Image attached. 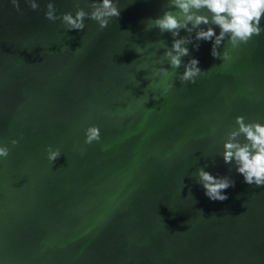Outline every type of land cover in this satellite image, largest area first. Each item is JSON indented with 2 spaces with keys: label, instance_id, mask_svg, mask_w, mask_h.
Instances as JSON below:
<instances>
[{
  "label": "water",
  "instance_id": "obj_1",
  "mask_svg": "<svg viewBox=\"0 0 264 264\" xmlns=\"http://www.w3.org/2000/svg\"><path fill=\"white\" fill-rule=\"evenodd\" d=\"M19 2L0 0V264H264V187L222 158L237 116L264 123V32L225 40L230 62L214 41L187 45L207 72L181 82V66L164 94L148 85L170 67L171 33L152 26L168 0H114L119 18L82 31L45 15L49 2L74 15L76 0ZM201 167L235 180L227 200L205 195Z\"/></svg>",
  "mask_w": 264,
  "mask_h": 264
},
{
  "label": "clouds",
  "instance_id": "obj_2",
  "mask_svg": "<svg viewBox=\"0 0 264 264\" xmlns=\"http://www.w3.org/2000/svg\"><path fill=\"white\" fill-rule=\"evenodd\" d=\"M27 2L31 9H38L36 0H27ZM80 2L81 0H76L77 10L74 15L68 12L60 16L56 15L54 4L49 2L46 18L53 22L62 20L69 31H82L86 27V19L96 21L101 29H105L113 17L121 16V10L114 0H91L89 4L91 11L80 7ZM11 3L18 12L21 11L19 0H11ZM262 20H264V0H168L167 10L161 16L152 19V26L161 34L171 33L173 38L171 47L164 46V58L167 59L170 67L158 68L157 74L162 75L163 79L159 83L153 81L148 87L159 88L164 94L168 93L173 87L170 81L176 74L175 70L181 66L185 71L180 75V81L194 84L196 78L207 71L201 70L197 58L184 62L183 57L191 55L187 45L193 44L198 51L199 41H214L211 55L222 59L223 62H230L232 60L230 51L225 50L223 53L220 51L225 40L231 49L247 44L254 36L264 32V28L261 27ZM216 27L220 29L219 34L216 33ZM181 30H185L188 35L180 36ZM144 51L145 49L136 50L139 54ZM235 125L236 127L227 133L223 145V161L228 165L234 163L236 172L243 176L246 184L264 187V123L246 121V118L240 115L236 117ZM85 135L86 144L99 142L101 129L95 125L89 126ZM11 143L17 145L19 141L12 140ZM9 155L10 149L6 145H0V158L7 159ZM60 156L59 148L52 150L49 146L48 159L52 163ZM197 175V183L203 186L205 195L212 201L227 200L229 197L226 195V190L235 187V180L231 177L213 175L204 167L197 170Z\"/></svg>",
  "mask_w": 264,
  "mask_h": 264
}]
</instances>
